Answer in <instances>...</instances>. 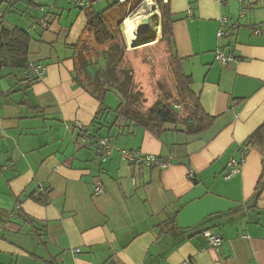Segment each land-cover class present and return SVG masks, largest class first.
Wrapping results in <instances>:
<instances>
[{"label": "crops", "instance_id": "1", "mask_svg": "<svg viewBox=\"0 0 264 264\" xmlns=\"http://www.w3.org/2000/svg\"><path fill=\"white\" fill-rule=\"evenodd\" d=\"M163 1L176 18L174 51L211 127L197 136L172 126L160 135L135 125L121 131L124 123L110 129L114 115L103 113V126H94L100 102L73 79L85 11L74 3L73 13L59 1L46 15L38 10L34 19H47L50 30H24L32 36L30 61L47 68L45 77L30 84L24 72L0 71L10 80L0 78V264H264V190L253 201L261 152L250 148L240 172L225 179L230 160L240 158L264 122V34L254 32L264 28V0ZM222 18L230 36L219 39ZM218 53L235 61L223 65ZM100 138L114 149L105 161L93 145ZM120 150L167 165H133ZM97 182L104 189L99 196ZM40 186L50 188L48 205L26 197ZM175 205L179 235L171 231L159 241L168 220L163 213ZM206 230L222 237L218 252Z\"/></svg>", "mask_w": 264, "mask_h": 264}, {"label": "trees", "instance_id": "2", "mask_svg": "<svg viewBox=\"0 0 264 264\" xmlns=\"http://www.w3.org/2000/svg\"><path fill=\"white\" fill-rule=\"evenodd\" d=\"M17 1L3 0L0 10L3 9L4 11H0V14L12 9ZM104 1L105 4L102 3V5L88 2L84 7H78L85 11L88 25L78 44L74 47L76 57L73 79L93 97L97 98L101 105L93 125L103 126V124L98 122L100 115L103 113L107 116L114 115L112 122H107L110 123V129H113L118 122L124 123L123 127L120 128L121 131L125 128H130L131 125H135V127L160 135L165 132L166 126H172L174 132L197 136L209 129L213 123V118L206 115L203 111L199 99L191 89L193 80L190 76L184 74L180 60L173 48L172 27L176 18L170 13L168 5L163 4L162 0H158L163 16L161 22L162 39L168 42L177 64L176 84L181 101H177L176 105L187 106L185 115H181L173 104L162 101H157L146 112L139 109V93L135 91L133 70L122 66L126 55V46L124 41L117 37V32L110 22L113 13L122 11L123 4L118 0H114L113 3L112 0L111 2H109L110 0ZM100 6L105 8L100 9ZM120 7L122 8L120 9ZM124 18L125 15L122 16L121 20H124ZM3 19L4 16L0 20V71L3 69L18 70L25 73L26 81L30 84L40 82L30 78L26 71L29 62H32L30 61V45L32 42L30 32L19 27H7ZM121 23L120 21L118 27H120ZM86 35L92 36L97 47L104 46L105 49L99 51L87 46ZM110 93H115L121 100L118 107L114 110L105 107V99ZM88 133V131H85L83 134L87 136ZM101 139L109 138H100L93 142L96 143ZM244 146L243 150L256 148L262 154V173L253 196V201L256 202L260 199L264 190V122L248 137ZM50 193L49 187L40 186L36 193H29L26 197L31 198L38 204L48 205ZM179 207V205L169 207L163 213L168 220L162 223V231L158 237L159 241L166 239L171 231L179 235V231L174 227L176 217L181 209ZM15 216V212L10 215L11 218ZM21 218L26 219L25 221L28 224L32 225L35 223L27 216H21ZM178 235L176 240H178ZM177 244H179V241L175 245Z\"/></svg>", "mask_w": 264, "mask_h": 264}, {"label": "rangeland", "instance_id": "3", "mask_svg": "<svg viewBox=\"0 0 264 264\" xmlns=\"http://www.w3.org/2000/svg\"><path fill=\"white\" fill-rule=\"evenodd\" d=\"M29 1L30 0H18L15 4L16 7L14 11L2 13L4 17L6 16L5 25H7V27L11 28L18 26L23 28V30L32 28L36 20V18L34 19V15L38 10L44 13L42 15H46L49 12L48 10H50L49 8H54L58 1L63 7L72 9L73 13L79 11L75 8L74 4L79 0H74L75 2L73 3L71 0H39V5L45 6L41 9L38 7L39 5L36 8L30 7L27 4ZM147 1L148 0H130L122 5V11L115 12L112 15L110 22L117 32V37L124 41L126 46V55L122 66L133 70L135 91L139 93V109L146 112L157 101H162L173 104L175 108L180 111L181 115H185L187 106L176 105L177 101H181L176 84L177 64L168 42L162 39L163 32L161 22L163 16L160 5L158 0H151L156 6V9L151 11L149 9L150 6L147 5ZM113 2L114 0H112V3ZM163 4H165L164 1ZM122 7H120V9ZM103 8L105 7L100 6V9ZM140 11H145L147 13V16H149V24L145 30H142L141 39L138 37L137 45L142 43L146 44L142 46L136 45L134 48H130L124 32V22L127 17H132ZM123 15H125V18L121 20ZM120 21L122 23L120 27H118ZM38 28L41 29L40 27ZM85 38L86 45L92 47V49H97L99 51L105 49L104 46L97 47L92 36L86 35ZM5 73L1 72L0 78L1 82L7 84L10 80L9 75ZM120 101L121 100L115 93H110L106 105L114 110L118 107Z\"/></svg>", "mask_w": 264, "mask_h": 264}, {"label": "built area", "instance_id": "4", "mask_svg": "<svg viewBox=\"0 0 264 264\" xmlns=\"http://www.w3.org/2000/svg\"><path fill=\"white\" fill-rule=\"evenodd\" d=\"M72 2H75L74 0H71ZM121 4H125L126 2L130 0H118ZM167 1V0H165ZM227 2L228 0H224ZM241 2H245L246 0H239ZM77 7H84L86 5L85 2L83 1H77L75 2ZM3 15L0 14V20H2ZM228 19L227 18H222L220 21L221 29L217 33V37L219 39H223L225 37H229L230 33L229 31L225 30L224 28L227 26ZM33 27L31 30L35 32L36 34H39L40 30H50L51 26L50 23L48 22L47 19L45 18H40L36 19L35 22L33 23ZM40 27L41 29H39ZM1 31V27H0ZM256 34H264V28H256L254 31ZM217 61H219L223 65H228L232 62L235 61V59L228 54H223V53H218L216 55ZM27 75L38 81H41L46 74L47 68L43 65L37 64L35 62H29L28 67H27ZM76 126L79 127L81 133H84L86 131L85 127L80 125V124H75ZM89 141V140H88ZM87 138L83 137L82 142L83 144H88ZM93 145L97 146L103 151V160H107L110 156H112L114 149L111 145V142L109 139H101L98 142L94 143ZM120 157L122 161L131 163L133 165H140V166H145V167H150V168H164L166 167L167 164H164L163 162L160 161V159L157 156L154 155H147L143 154L141 151L136 150V151H131V150H120ZM248 155V150L244 149L241 151V155L239 159H232L229 162L228 165V171L225 175V179L229 180L236 176L240 172V168L243 165L245 158ZM95 195L99 196L104 193V189L102 187L101 182H97L96 188H95ZM203 236L207 239L209 245L215 250L219 251L223 239L220 235L214 234L210 230H206L203 232ZM79 251V250H77Z\"/></svg>", "mask_w": 264, "mask_h": 264}, {"label": "bare ground", "instance_id": "5", "mask_svg": "<svg viewBox=\"0 0 264 264\" xmlns=\"http://www.w3.org/2000/svg\"><path fill=\"white\" fill-rule=\"evenodd\" d=\"M147 5L150 6L149 9L151 11L156 9V6L151 0L147 1ZM148 24L149 16H147L145 11H140L139 13L134 14V16L126 18L123 27L130 48H134V46L137 45L138 37L141 39V32L147 28Z\"/></svg>", "mask_w": 264, "mask_h": 264}, {"label": "water", "instance_id": "6", "mask_svg": "<svg viewBox=\"0 0 264 264\" xmlns=\"http://www.w3.org/2000/svg\"><path fill=\"white\" fill-rule=\"evenodd\" d=\"M144 44H146V43H142V44H139V45H137V46H142V45H144Z\"/></svg>", "mask_w": 264, "mask_h": 264}]
</instances>
